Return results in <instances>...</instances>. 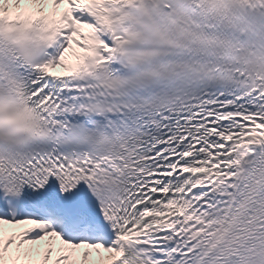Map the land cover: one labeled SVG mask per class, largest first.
<instances>
[{"label":"snow or ice","instance_id":"1","mask_svg":"<svg viewBox=\"0 0 264 264\" xmlns=\"http://www.w3.org/2000/svg\"><path fill=\"white\" fill-rule=\"evenodd\" d=\"M0 264H264V0H0Z\"/></svg>","mask_w":264,"mask_h":264}]
</instances>
